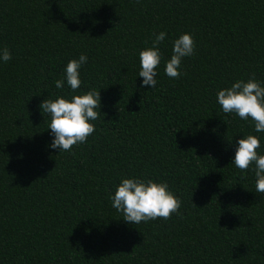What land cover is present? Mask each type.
Here are the masks:
<instances>
[{
    "label": "trees",
    "instance_id": "16d2710c",
    "mask_svg": "<svg viewBox=\"0 0 264 264\" xmlns=\"http://www.w3.org/2000/svg\"><path fill=\"white\" fill-rule=\"evenodd\" d=\"M161 31L157 84L142 87L139 52ZM186 32L195 55L170 79ZM4 47L0 264H264V193L232 163L249 134L264 155V133L217 102L236 80L264 84V0H0ZM81 53L73 92L65 68ZM92 89L96 131L70 152L51 148L41 102ZM125 177L166 182L180 214L126 222L110 199Z\"/></svg>",
    "mask_w": 264,
    "mask_h": 264
},
{
    "label": "clouds",
    "instance_id": "9594fccd",
    "mask_svg": "<svg viewBox=\"0 0 264 264\" xmlns=\"http://www.w3.org/2000/svg\"><path fill=\"white\" fill-rule=\"evenodd\" d=\"M166 35L164 31L155 34L152 46L139 52L138 75L143 78L142 87L152 88L157 84V69L163 59L159 44ZM195 50L196 41L190 33H183L175 39L172 55L166 62V75L170 79H179L183 58L195 55ZM11 59L12 54L7 47L0 49V61L6 63ZM87 61V55L81 53L78 59H71L66 65L65 79L73 92L83 83L80 69ZM64 82V79L55 81L56 87L63 88ZM217 102L224 113H234L241 120H250L255 132L264 133V84L257 81L254 74L247 81L236 80L230 87L220 89ZM40 108L42 113L51 117L48 128L54 139L50 147L59 149V152H70L74 146L86 143L96 131L93 122L100 117L101 95L99 90L92 89L70 98L58 96L44 99ZM260 147L261 141L256 135L242 137L238 140L232 161L242 173L253 169L256 193H264V155L258 151ZM110 199L112 207L122 213V218L135 225L156 219L168 220L173 214H180L182 204L166 182L135 177L122 178Z\"/></svg>",
    "mask_w": 264,
    "mask_h": 264
}]
</instances>
